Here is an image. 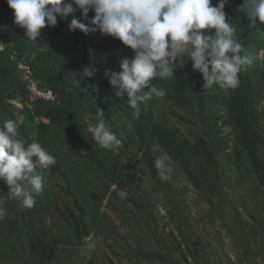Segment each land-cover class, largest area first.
Wrapping results in <instances>:
<instances>
[{
  "label": "rangeland",
  "instance_id": "374dc122",
  "mask_svg": "<svg viewBox=\"0 0 264 264\" xmlns=\"http://www.w3.org/2000/svg\"><path fill=\"white\" fill-rule=\"evenodd\" d=\"M242 2L225 0L223 10L250 61L241 73L254 103L251 125L264 140V26L248 24L237 11ZM6 17L13 20V10ZM62 24L58 18L41 29L37 41L18 26L13 38L0 32V51L11 70L4 73L15 82L11 89H18L13 98L0 99V125L8 119L24 124L30 143H40L56 160L36 169L43 187L31 208L10 198L0 181L7 210L0 219V264H264V146L262 164L255 165L232 118L229 91L215 84L204 89L189 60L174 73L187 91L175 87V76L153 80L166 95L139 106L140 123L105 77L106 69L119 71L121 59L133 56L118 39L97 31V39L76 48L74 30L67 60L73 66L65 81L52 80L44 64L30 57L24 45L31 41L44 53ZM2 80L7 78L0 73ZM36 101L67 109L52 107L53 121L35 114ZM99 109L122 141L115 149L99 147L89 131ZM201 142H211L210 150ZM165 153L173 168L168 180L154 166Z\"/></svg>",
  "mask_w": 264,
  "mask_h": 264
},
{
  "label": "clouds",
  "instance_id": "9594fccd",
  "mask_svg": "<svg viewBox=\"0 0 264 264\" xmlns=\"http://www.w3.org/2000/svg\"><path fill=\"white\" fill-rule=\"evenodd\" d=\"M13 10V23L24 29L25 36L33 41L41 29L52 27L58 18L64 19L76 9L83 19L94 14L89 23L73 18L70 30L84 34L99 31L112 36L129 47L133 56L124 57L119 71L105 70V77L115 96L125 97L139 117L140 105L153 96L166 95L163 88L151 82L155 78H170L178 67L189 60L191 68L199 72L203 88L213 85L235 89L240 84L239 74L250 63L243 45L236 38V29L227 22L225 0H6ZM237 11L245 14L248 24H264V0H243ZM208 30L206 34L205 31ZM214 30V32L212 31ZM2 50V48H0ZM85 75L94 72L86 68ZM147 89V91H146ZM94 140L103 149H115L122 143L112 132L99 109L97 122L90 126ZM56 163L40 143L26 144L18 131L16 121L8 119L0 125V181L8 186L7 195L19 201L22 208L35 205V194L41 192L43 178L36 169H48ZM162 180L170 179L173 171L170 158L162 154L154 160ZM121 198L127 193L119 192ZM7 210L0 201V219Z\"/></svg>",
  "mask_w": 264,
  "mask_h": 264
},
{
  "label": "trees",
  "instance_id": "16d2710c",
  "mask_svg": "<svg viewBox=\"0 0 264 264\" xmlns=\"http://www.w3.org/2000/svg\"><path fill=\"white\" fill-rule=\"evenodd\" d=\"M0 8H4L2 11H0V32L6 31L8 33L9 38H11V37L13 38L14 37V31L13 30L15 29V26H17V25H15L13 23L12 19H10V20L6 19L7 13H9V11L12 12V9L9 8L6 0H2V1L0 0ZM6 10H8V11H6ZM93 14L94 13L92 11H89V13L87 14L88 19L85 20V19H83L81 11L76 9L73 13L69 14L68 17L61 19V21H64V24H62V26L58 28V31L55 32V36L59 37V39L57 40L56 37H54L52 42L49 44V48L48 49L43 48V49H45L44 53L39 52V50H37V48L35 49L33 47V44L31 43V41H29V45L28 44L24 45L26 50H28L27 48H29L28 53H29L31 58L35 59V57H37L44 64V66L46 68V73H48L51 76L52 80H56V81L68 80V78H66V75H65L66 70H68V72L69 71L71 72V67L73 66L72 65L73 63H71V67L67 63L68 57L70 56L69 50L71 48L69 38L71 37V35L73 34V31H74V30H72L70 32L68 24H70V22L73 18L81 19V20H83V22L89 23ZM262 26H264V24H262ZM76 31H77V33H75L76 40H75L73 46H75L77 48L78 45L85 44L86 42H88L89 38H91V37L96 38L98 30L93 31V32H89L88 34H84L78 29H76ZM0 36H1L0 37L1 39H3V40L5 39L3 37V33L0 34ZM62 37H64V39ZM65 37H67L66 40H65ZM120 45H122V44H120ZM114 50H116V52L117 51L119 52V50H121V46L117 45ZM32 51H37V52L31 53ZM77 58H79V57H77ZM0 63H1L0 64V73L7 78V80H2V82H0V84H1V86H0L1 87L0 99H2V97L13 98L15 96L16 90H18V89L17 88L11 89V87H10V83L12 82L15 84V82H14L12 76L4 73V72H10L11 70L9 69L8 65L5 64L4 54L1 53V51H0ZM80 65H81V62H79V65H77V67L79 68ZM174 76H175L174 81L176 84L175 87L178 90H180V93H182L181 91H183V92L187 91L185 87H183L181 84L178 83L180 75H174ZM239 79H240V84L237 88L228 89V91L230 93L231 101L235 105V108L232 110L233 112H231V115H232V118L234 119V121L236 123H238V125L243 129L242 142H243L244 148L246 150H248V155L251 157L252 162L255 165H256V163L262 164V159H261V156L259 154V149H261L262 146H264V140H262L259 133L256 132L254 130V127L251 125V114L254 111V109H253L254 106H252V105L254 103H252L250 100H248V96H247L246 91H245L248 86H247V82H246V78H245L244 73L239 74ZM154 80L157 83L158 81H160V78H155ZM19 89L23 94L26 93V89H24L22 87ZM66 95H67V92H66ZM44 103L47 105L46 108H43V106H42V104H44ZM68 103H69V101H68ZM51 104L52 103L50 101L49 102H47V101L46 102L45 101H40V102L36 101L34 104L35 114H37V115L44 114L54 121L53 116H51L49 114L50 109H53V108H59L62 110L67 109V108H63L61 105H56L55 103H53L52 106H51ZM0 107H1V105H0ZM22 111L23 110H19V112H22ZM141 112H143V106H141ZM11 115H12V113H11ZM139 119H140L139 122L142 123L143 122V120H141L142 118L139 117ZM24 128H25V125L23 124L22 126L18 127V131H19L20 135L22 136V138L25 140L26 144H30V138L28 137L29 132H28V130H25ZM161 132H163V131H161ZM171 137L172 136L169 137L167 134H165L166 140L173 141L171 139ZM200 144L205 146V150H210L209 146L211 145V142L208 145H205V143H202V142ZM240 154H242V151H240ZM18 222H20V221H18Z\"/></svg>",
  "mask_w": 264,
  "mask_h": 264
}]
</instances>
